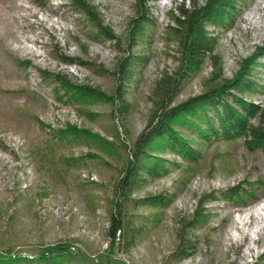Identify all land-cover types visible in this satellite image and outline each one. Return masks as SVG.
Here are the masks:
<instances>
[{
	"label": "rangeland",
	"instance_id": "rangeland-1",
	"mask_svg": "<svg viewBox=\"0 0 264 264\" xmlns=\"http://www.w3.org/2000/svg\"><path fill=\"white\" fill-rule=\"evenodd\" d=\"M80 1L91 13L77 0H0V256L54 247L61 264H264V151L243 139L175 125L196 159L153 151L157 172L123 203L116 193L158 112V85L180 67L176 18L206 0ZM144 12L150 21L132 43ZM207 31L218 37L216 60L183 79L167 109L244 66L255 83L245 98L264 109V0H236L231 17ZM127 60L133 76L124 80L117 73ZM62 80L93 95L74 96ZM70 127L86 136L61 138ZM119 204L133 229L114 242Z\"/></svg>",
	"mask_w": 264,
	"mask_h": 264
},
{
	"label": "trees",
	"instance_id": "trees-1",
	"mask_svg": "<svg viewBox=\"0 0 264 264\" xmlns=\"http://www.w3.org/2000/svg\"><path fill=\"white\" fill-rule=\"evenodd\" d=\"M77 1L83 7V11L91 13L82 1ZM235 5L236 0H206L204 5L198 6L194 3L192 9H181V18H176L182 29L180 67L174 79L167 78L157 87L158 91H162L161 104L154 119L138 137L132 157L124 168V176L118 181L116 193L120 198V203L128 199V195L144 179L145 175H153L157 172L161 159L156 161L150 158L151 152L165 151L169 148L184 159H196L197 152L176 131L175 125L193 127L200 137L205 139L209 138L210 132L221 134L231 140L243 139L250 149L264 151V109L245 98V95H249L255 90V83L250 78V67L244 66L233 79H223L217 87L204 95L188 99L170 109L166 107V101L175 93L183 79L199 69L206 59L216 60L215 49L218 37L210 34L207 27L214 26L216 28L224 24L226 19L231 17ZM149 21V17L144 12L137 25L133 26L131 34L133 35L134 31L136 34L133 35L134 38L131 37L132 43H136L144 36L145 23ZM97 28L106 33L102 27ZM129 66L130 60L122 61L117 73L119 78L129 80L133 76ZM214 66H218L216 61ZM61 83L74 96L93 95L90 94L91 89L89 88L63 80ZM208 110L216 113L218 128L215 126L213 118L208 115ZM256 118L257 123L252 122ZM200 122L207 128L203 129ZM85 133L70 127L63 134L61 133L60 137L86 136ZM230 192L236 196L244 194L242 188H232ZM119 205L111 214L108 230L109 236L114 242L117 238L121 239L127 236L133 229L125 221L124 210ZM201 217L202 215L199 219ZM63 257L62 250L50 247L32 258L0 256V264H24V261H28L29 264H61L60 261Z\"/></svg>",
	"mask_w": 264,
	"mask_h": 264
},
{
	"label": "bare ground",
	"instance_id": "bare-ground-1",
	"mask_svg": "<svg viewBox=\"0 0 264 264\" xmlns=\"http://www.w3.org/2000/svg\"><path fill=\"white\" fill-rule=\"evenodd\" d=\"M249 215H252V213L251 212H249L248 214H247V216H249ZM258 228H260V227H258ZM241 245V244H240Z\"/></svg>",
	"mask_w": 264,
	"mask_h": 264
}]
</instances>
